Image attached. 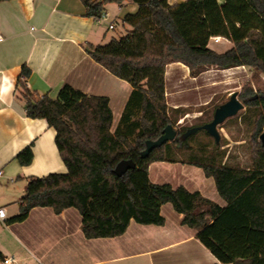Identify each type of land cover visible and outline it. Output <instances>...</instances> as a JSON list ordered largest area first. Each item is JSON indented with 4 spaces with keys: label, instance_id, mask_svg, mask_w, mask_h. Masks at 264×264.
Returning a JSON list of instances; mask_svg holds the SVG:
<instances>
[{
    "label": "trees",
    "instance_id": "obj_1",
    "mask_svg": "<svg viewBox=\"0 0 264 264\" xmlns=\"http://www.w3.org/2000/svg\"><path fill=\"white\" fill-rule=\"evenodd\" d=\"M133 1L139 8L123 18L132 27L126 35L106 44L86 45L95 61L133 87L115 130L108 97L89 95L69 84L62 86L56 97L36 95L26 82L31 69L22 66L18 87L26 113L46 119L56 130V144L67 172L30 177L20 211L8 223L24 221L35 207H51L57 214L76 208L86 238H109L124 234L132 220L163 225L161 208L171 203L183 214V224L196 229L198 239L221 263L264 264V142L258 140L264 128V92L256 91L252 81H246L239 93L244 104L260 109L252 166L227 165L217 152L190 154L182 160L214 179L224 206L200 191L155 183L149 176L151 163L176 162L174 149H191L190 140L200 130L184 140L180 135L210 122L219 104L209 118L182 125L175 140L141 156L148 139H157L168 124L178 121L169 113L165 97L168 64L182 62L193 76L210 67L237 66L264 76V0ZM83 2L87 15L101 18L107 3L122 4L124 0ZM213 37H225L234 46L219 53L209 47ZM218 147L215 143V149ZM16 158L22 165L30 164L32 146L23 148ZM127 158H132L136 167L119 177L113 168Z\"/></svg>",
    "mask_w": 264,
    "mask_h": 264
},
{
    "label": "crops",
    "instance_id": "obj_2",
    "mask_svg": "<svg viewBox=\"0 0 264 264\" xmlns=\"http://www.w3.org/2000/svg\"><path fill=\"white\" fill-rule=\"evenodd\" d=\"M183 1L168 0L170 4ZM138 8L133 0L110 2L104 15L96 18L87 15L83 0L0 1V31L4 35L0 41V207L7 211V219L0 220V252L4 259L15 257L16 263L25 264L23 254H28L36 264H225L198 239L196 229L183 224V214L171 203L161 208L163 225L132 220L124 234L109 238H86L76 208L57 214L51 207H35L24 221L8 223L20 211L30 177L67 172L56 144V130L46 119L26 113L18 87L22 66L31 69L26 82L36 95L56 97L60 88L69 84L86 94L108 97L115 130L133 87L95 61L86 45L106 44L126 35L132 27L123 18ZM111 29H117L118 36L111 34ZM233 46L225 37L209 43L219 53ZM250 79L251 68L246 66L210 67L193 76L186 64L170 63L165 72L169 113L181 124L199 119ZM27 146H32L33 160L22 165L16 156ZM182 160L151 163V180L200 191L224 206L214 179Z\"/></svg>",
    "mask_w": 264,
    "mask_h": 264
},
{
    "label": "rangeland",
    "instance_id": "obj_3",
    "mask_svg": "<svg viewBox=\"0 0 264 264\" xmlns=\"http://www.w3.org/2000/svg\"><path fill=\"white\" fill-rule=\"evenodd\" d=\"M110 33L114 36H118L120 32L117 29H111ZM248 81L253 82L256 91H258L259 93L264 92V76L260 72L255 73V71L251 69V79ZM242 86L237 90L239 91V93L242 91ZM213 107L205 111V114L199 119L186 120L184 124L176 121L174 124L175 128L178 131L182 125L190 126L197 122H200L198 121L200 119L209 118L212 114ZM259 113V108L249 107L245 104V107L240 110L237 115L228 118L219 126L221 140L218 144L219 147L217 149H215L216 141L214 137L207 134L205 130H200L190 140L191 149L183 152H178L176 149H174V152H176L174 154L178 158L186 159L190 154L198 153V155H202L203 153V155H207L211 152H217L219 154L218 157L219 159L221 158L222 163L242 168H248L252 166V150L256 143L254 139V134L256 132L255 120ZM172 118L174 120L177 119V117H174V115H172ZM258 140L261 141V137H259ZM166 165L169 166L171 164L167 163ZM23 257L25 264H27L28 260L33 262L29 263L36 264V262L32 260V257L28 256V254H23ZM15 264L21 263L19 261Z\"/></svg>",
    "mask_w": 264,
    "mask_h": 264
},
{
    "label": "water",
    "instance_id": "obj_4",
    "mask_svg": "<svg viewBox=\"0 0 264 264\" xmlns=\"http://www.w3.org/2000/svg\"><path fill=\"white\" fill-rule=\"evenodd\" d=\"M245 107L244 102L239 97V92L234 91L231 93L229 99L220 104L214 111L213 119L201 126H194L187 129L184 133L180 135L181 139H186L191 134L204 129L209 135L214 137L217 144L220 143L221 134L219 131V126L224 123L228 118L233 117L239 113ZM178 136V131L173 124H168L163 133L155 140L148 139L146 141L145 149L141 152L142 157L148 156L155 148L160 147L168 142L176 139ZM261 140L264 142V133L261 136ZM136 167V163L132 158H127L119 161L117 165L113 168V172L119 176H125L130 169Z\"/></svg>",
    "mask_w": 264,
    "mask_h": 264
},
{
    "label": "built area",
    "instance_id": "obj_5",
    "mask_svg": "<svg viewBox=\"0 0 264 264\" xmlns=\"http://www.w3.org/2000/svg\"><path fill=\"white\" fill-rule=\"evenodd\" d=\"M110 27H113L111 25ZM4 39V35L0 31V41ZM215 42H218L220 40V37H213L212 38ZM7 219V211L5 207H0V220L5 221ZM3 264H15L16 263V258L15 257H7L2 260Z\"/></svg>",
    "mask_w": 264,
    "mask_h": 264
}]
</instances>
